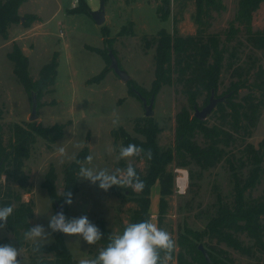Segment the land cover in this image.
Here are the masks:
<instances>
[{
	"label": "rangeland",
	"instance_id": "obj_1",
	"mask_svg": "<svg viewBox=\"0 0 264 264\" xmlns=\"http://www.w3.org/2000/svg\"><path fill=\"white\" fill-rule=\"evenodd\" d=\"M75 1L26 0L19 7L20 18L9 26L8 37L0 33V108L3 110L4 143L10 147L15 123L25 128L30 122L42 127L55 123L65 125L63 136L51 145L44 138L36 137L22 165L26 183L15 177L13 162H5L0 170V199H11L14 206L23 201L31 203L33 215L29 221L32 227L44 226L50 234L47 243L54 239V233L48 228L49 216L55 214L54 198L44 186L51 168L56 175L55 198L60 202L64 201L60 193L65 184V167L85 146L89 148L88 155L94 157L92 165L86 166L115 171L132 163L144 172L147 162L142 155L130 161L118 158L124 145L121 139H115L113 132L123 127L129 134L142 137L135 131V125L138 118L145 116V109L131 85L147 97L153 92L156 67L153 37L163 28L183 36L194 35L201 44L210 43L215 35L222 53L217 86L190 81L188 75L180 77L173 56V82L163 84L155 92L152 117L161 127L157 140L161 147L171 146L175 150L174 159L168 165L175 178L161 224L158 223L159 180L152 185L150 219L172 234L176 252L182 249L179 236L188 229L201 234L199 244L203 243L216 258L226 259L230 264H264V213L255 215L253 220L232 215L241 195L237 185L243 189L246 208L264 202V34L249 36L241 27L236 34L229 35L239 0H222L223 9L212 11L211 25L206 28L195 20L196 0H106V20L101 25L89 12L97 9L101 0H87L90 10L83 12L71 11L79 3ZM164 12H167L166 18H163ZM234 26H238L236 21ZM252 28L264 30V0L253 13ZM16 44L29 58V73L34 81L39 80L44 64L54 57L58 61L55 83L38 95V117L34 120L29 119L31 90L17 78L14 64L8 57ZM106 45L113 49L120 66L131 75L128 82L109 67V60L102 54ZM92 47L99 48L101 53ZM213 49L209 48L201 64L203 59H207L206 63L212 60ZM104 69L106 74L99 81H90ZM212 88L217 96L231 95L204 119L206 125L218 133L206 135L196 130L193 134L192 142L209 151L206 159V156L195 157L177 147V115L185 112L194 116V106L206 105ZM60 147L66 149V156H60ZM211 152H215L214 155ZM255 172L258 175L253 179ZM182 174L187 177L186 186L178 191L176 180ZM72 199L73 203L64 208L66 218L87 216L97 227L103 221L110 234L121 233L132 223L137 206L128 188L113 186L104 191L98 184L92 185L82 178H78V191ZM223 211L229 217L220 229L236 236L243 248L229 245L219 232L206 233L208 223ZM64 239L76 264L81 259L94 258L103 248L100 241L88 245L81 238L66 234ZM0 245L22 248L24 264H30L32 258L45 256L33 252L30 241L20 244L7 224L0 228ZM18 259L23 264V257ZM167 264H177L176 256Z\"/></svg>",
	"mask_w": 264,
	"mask_h": 264
},
{
	"label": "trees",
	"instance_id": "obj_2",
	"mask_svg": "<svg viewBox=\"0 0 264 264\" xmlns=\"http://www.w3.org/2000/svg\"><path fill=\"white\" fill-rule=\"evenodd\" d=\"M24 1L26 0H0V33L4 37H8L10 24L16 22L20 18L18 10ZM262 1L263 0H239L234 18L238 26H234L233 21L228 30L229 35L236 34L241 27L244 33L249 36L264 34V30H253L252 28L253 13L259 8ZM78 2V4L71 8V11L83 12L90 10L87 0H78ZM196 4L197 11L195 20L199 24H204L203 28L211 25L212 11L221 10L224 7L222 0H196ZM163 16V18H166L167 12H164ZM102 33L106 36L105 30H103ZM153 41L156 43V67L152 94H155L163 84L173 82V56L176 58V69L180 77L184 78L188 75L190 81L203 82L207 84L208 87L217 86L221 69L222 53L218 50L216 45L215 35L209 40L210 43L201 44L194 35L183 36L177 31L172 33L163 28L153 37ZM210 47L214 48L213 55L211 56L212 60L206 63L207 59H203L201 64L200 60L205 57V53H209ZM92 50L101 53V50L97 47H92ZM102 54L110 62L107 47ZM198 54L200 58L197 57ZM8 57L14 64L15 75L28 90L32 91V89H35L38 91L39 95L48 85L55 83L58 66L56 57L43 65L40 70V78L38 81H34L31 78L29 73V58L19 45H14L13 49L8 52ZM105 74L106 71L104 69L99 75L90 79V81H99ZM131 90L137 95L133 89V85H131ZM230 95L231 93L228 97ZM191 99L192 101L194 100L193 92L191 94ZM2 116L3 110L0 108V161L3 160L0 170H2L1 168L4 166L5 162H9L8 160H10L16 168L15 177L18 178L21 183H26L27 176L22 170V165L24 159L29 156L31 145L35 142L36 137L40 136L44 138L49 145H51L63 136L65 125L55 123L51 126L42 127L30 122L29 127L25 128L21 124L15 123L12 126L13 140L10 142V147H8L4 143L3 124L1 122ZM177 122V133L179 135L177 147L188 151L195 157L206 156V159H208V155H210L209 151L200 148L192 142L193 134L196 130L202 131L206 135H211V133L217 134L218 132L207 126L204 119H199L195 115L192 117L188 116L185 112L178 113ZM160 130L161 127L152 116H144L138 118L135 125V131L142 135V137L129 134L123 127H119L113 132L115 139H121L125 147L130 143L136 144L145 150L150 149L153 154V158L147 160L144 154L141 153L147 162V167L144 172L137 165L133 164L138 175L145 182V188L142 192H135L131 188H128L129 194L137 204L134 210L132 223L151 218L150 193L152 185L157 180L160 182L159 224H161L162 214L167 207V196L173 193L175 175L168 165L174 159L175 150L171 146L163 148L159 145L157 134ZM88 151V146H85L77 154L76 158L65 167L64 191L71 192L72 197L78 191V173L81 165L78 164L77 161L83 162L85 157L88 156ZM214 153H212V155H214ZM257 175V172H255L253 179L257 177ZM55 176V172L53 168H51L47 172L44 181V186L54 199L57 196ZM237 188L241 195L239 198V206L237 210L233 212V216L236 215L237 218L253 220L255 215L264 213V202L258 203L255 207L246 208L243 206L245 203L242 198L243 189L240 188L239 185H237ZM63 199L65 200L64 197ZM0 206L13 207L14 211L8 218L7 225L9 229L16 234L19 243L23 244L25 240L23 235L24 232L32 228L29 218L33 215V205L23 201L20 205L14 206L11 199H0ZM228 217L229 214L225 211L221 212L218 217L212 219V221L208 223L205 229L206 233L219 232L221 239L226 241L229 245L243 248L242 243L236 236H233L232 233L228 231L220 229V226L225 225ZM98 228L103 236L100 242L103 244V247H105L109 242L108 237L112 234H110L109 229L105 226L103 221L100 222ZM199 241H201L200 233L185 229L178 238V243L182 246V249L178 252H176L175 249L172 253V257L176 256L177 264H230L226 259L216 258L210 252V258H207L198 247ZM30 247L32 248V244ZM36 253L45 254V256L32 258L30 264H76V259L65 242L64 234L60 232L54 233L53 241L44 243L41 251Z\"/></svg>",
	"mask_w": 264,
	"mask_h": 264
},
{
	"label": "clouds",
	"instance_id": "obj_3",
	"mask_svg": "<svg viewBox=\"0 0 264 264\" xmlns=\"http://www.w3.org/2000/svg\"><path fill=\"white\" fill-rule=\"evenodd\" d=\"M58 151L61 157L67 155L64 147H60ZM141 153L147 160L153 158L150 149L145 150L131 143L120 148L118 158L130 161ZM93 159L92 155H88L83 162L77 161L81 165L78 178L87 180L92 185L98 184V187L104 191H108L113 186L131 188L135 192H142L145 188V182L132 163H128L124 169L117 168L115 171H110L107 168L86 166L92 165ZM60 196L65 198V204L73 203L71 192H65L63 189ZM13 211L12 206H0V228L6 226ZM48 228L52 233L60 232L79 237L88 245H95L103 238L100 229L90 222L87 216L68 219L63 211L49 216ZM23 235L26 241L31 242L33 252H40L50 234L43 225L37 224L25 231ZM108 240L107 245L101 248L94 258L81 259L79 264H167L176 248V241L172 234L160 228L152 219L130 222L121 233H113ZM18 257H23L24 264L22 248L0 245V264H21Z\"/></svg>",
	"mask_w": 264,
	"mask_h": 264
},
{
	"label": "water",
	"instance_id": "obj_4",
	"mask_svg": "<svg viewBox=\"0 0 264 264\" xmlns=\"http://www.w3.org/2000/svg\"><path fill=\"white\" fill-rule=\"evenodd\" d=\"M106 0H101L100 5L97 9L89 11L94 20L97 24H103L106 20ZM107 47V53L110 58V67L120 76V78L124 82H128L131 79V75L120 66L118 57L116 56L113 49L106 45ZM134 91L137 93L138 97L142 101L143 107L145 109V116H153L154 115V102H155V94L153 93L149 98L144 95L140 90H138L136 87L133 86ZM230 93H225L221 96H216V91L214 88L211 90V94L209 97V102L204 105L203 107H198L197 105L194 106V115L198 117L199 119H205L207 115L215 108V106L219 102H223L227 99L228 95ZM31 115L29 116L30 120H34L38 117V91L32 90L31 91ZM3 163V160L0 161V167ZM55 204V214L58 212L63 211L66 206L65 202H60L57 198L54 199ZM199 249L203 252V254L210 258L209 252L205 249L203 243H200L198 245Z\"/></svg>",
	"mask_w": 264,
	"mask_h": 264
},
{
	"label": "built area",
	"instance_id": "obj_5",
	"mask_svg": "<svg viewBox=\"0 0 264 264\" xmlns=\"http://www.w3.org/2000/svg\"><path fill=\"white\" fill-rule=\"evenodd\" d=\"M78 0H76L74 3H77ZM76 5V4H75ZM185 175V174H182V175H179L177 177V180H176V187L177 189H179L178 191L180 190H184L185 186H186V182L183 181V180H180V178H182V176Z\"/></svg>",
	"mask_w": 264,
	"mask_h": 264
},
{
	"label": "bare ground",
	"instance_id": "obj_6",
	"mask_svg": "<svg viewBox=\"0 0 264 264\" xmlns=\"http://www.w3.org/2000/svg\"><path fill=\"white\" fill-rule=\"evenodd\" d=\"M186 178H187L186 175H183L182 178H180V180H183L186 182Z\"/></svg>",
	"mask_w": 264,
	"mask_h": 264
},
{
	"label": "crops",
	"instance_id": "obj_7",
	"mask_svg": "<svg viewBox=\"0 0 264 264\" xmlns=\"http://www.w3.org/2000/svg\"><path fill=\"white\" fill-rule=\"evenodd\" d=\"M153 215V214H152ZM155 215V214H154Z\"/></svg>",
	"mask_w": 264,
	"mask_h": 264
},
{
	"label": "flooded vegetation",
	"instance_id": "obj_8",
	"mask_svg": "<svg viewBox=\"0 0 264 264\" xmlns=\"http://www.w3.org/2000/svg\"><path fill=\"white\" fill-rule=\"evenodd\" d=\"M217 96V95H216ZM203 107V106H202Z\"/></svg>",
	"mask_w": 264,
	"mask_h": 264
}]
</instances>
